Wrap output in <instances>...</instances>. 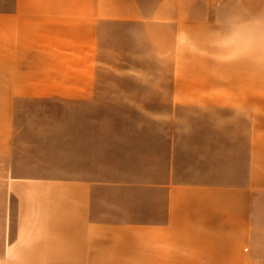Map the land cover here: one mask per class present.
Instances as JSON below:
<instances>
[{
	"label": "crops",
	"instance_id": "obj_1",
	"mask_svg": "<svg viewBox=\"0 0 264 264\" xmlns=\"http://www.w3.org/2000/svg\"><path fill=\"white\" fill-rule=\"evenodd\" d=\"M121 25L170 62L171 92L138 97L168 109L87 137L61 174L12 166L0 264H264V0H0V155L20 99L98 98Z\"/></svg>",
	"mask_w": 264,
	"mask_h": 264
},
{
	"label": "rangeland",
	"instance_id": "obj_2",
	"mask_svg": "<svg viewBox=\"0 0 264 264\" xmlns=\"http://www.w3.org/2000/svg\"><path fill=\"white\" fill-rule=\"evenodd\" d=\"M138 30L121 25L119 38L106 37L101 41L98 98L93 102L19 100V133L13 163L11 156L0 155V246L16 230L17 200L9 193L12 166L16 175L50 170L61 174L65 164L75 162V150L86 146L87 137L93 134L101 146L108 139L120 137L122 126L154 124V117H136L138 110L168 109L169 102L163 101L160 106V102L138 99L143 93L150 96L155 91L166 95L171 92L170 62L161 67L155 64L150 47L142 40L138 42ZM123 94H132L138 100H123ZM123 113L127 115L122 116Z\"/></svg>",
	"mask_w": 264,
	"mask_h": 264
}]
</instances>
